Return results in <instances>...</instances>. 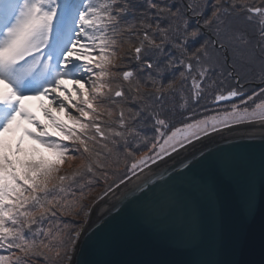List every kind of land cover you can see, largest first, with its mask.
Instances as JSON below:
<instances>
[{
	"label": "snow or ice",
	"instance_id": "6c2138e0",
	"mask_svg": "<svg viewBox=\"0 0 264 264\" xmlns=\"http://www.w3.org/2000/svg\"><path fill=\"white\" fill-rule=\"evenodd\" d=\"M256 129L264 0H0V264H73L113 201L214 245L221 178L257 203L249 162L217 141ZM259 170L264 198V154Z\"/></svg>",
	"mask_w": 264,
	"mask_h": 264
},
{
	"label": "water",
	"instance_id": "95a60500",
	"mask_svg": "<svg viewBox=\"0 0 264 264\" xmlns=\"http://www.w3.org/2000/svg\"><path fill=\"white\" fill-rule=\"evenodd\" d=\"M231 144L217 141L220 148L233 147L238 156L249 162L257 189L253 213L247 214L234 185L221 178L219 207L204 209L205 233L215 231L214 245L180 241L170 231H155L142 222L136 212L123 209L113 201L119 212L107 215L94 212L88 227L92 232L81 239L73 264H191L197 259H218L226 264H264V198L260 194L259 162L264 154V133L256 129L252 139L230 136ZM178 167V164L176 165Z\"/></svg>",
	"mask_w": 264,
	"mask_h": 264
},
{
	"label": "rangeland",
	"instance_id": "374dc122",
	"mask_svg": "<svg viewBox=\"0 0 264 264\" xmlns=\"http://www.w3.org/2000/svg\"><path fill=\"white\" fill-rule=\"evenodd\" d=\"M259 85V81L257 80L256 82H255V84L254 85H252L253 87H255V86H258ZM33 105L35 106V102H33ZM36 110V114H38L40 117H42L43 115H42V113L38 110V109H35ZM46 155H47V153H46ZM66 167V166H65ZM99 191V189H97V192ZM96 193H93V195H95ZM68 219H72L71 217H69Z\"/></svg>",
	"mask_w": 264,
	"mask_h": 264
},
{
	"label": "trees",
	"instance_id": "16d2710c",
	"mask_svg": "<svg viewBox=\"0 0 264 264\" xmlns=\"http://www.w3.org/2000/svg\"><path fill=\"white\" fill-rule=\"evenodd\" d=\"M138 2H139V0H133V3H138ZM41 118L43 119V116Z\"/></svg>",
	"mask_w": 264,
	"mask_h": 264
}]
</instances>
